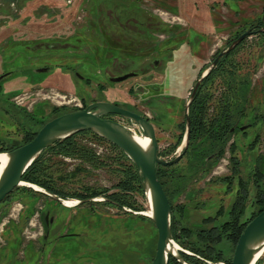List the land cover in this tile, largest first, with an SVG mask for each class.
Wrapping results in <instances>:
<instances>
[{
	"label": "rangeland",
	"instance_id": "374dc122",
	"mask_svg": "<svg viewBox=\"0 0 264 264\" xmlns=\"http://www.w3.org/2000/svg\"><path fill=\"white\" fill-rule=\"evenodd\" d=\"M263 12L264 0H0V151L26 144L61 114L108 101L148 117L161 158L173 160L184 148L185 108L196 83L220 52L253 30L201 85L194 116L198 134L183 159L166 170L174 219L192 230L191 245L200 249L196 232L230 220L244 189L241 222L262 210L264 33L254 27ZM200 116L209 126L221 120L212 128L223 127L224 117L241 127L217 164L201 175L195 162ZM112 119L142 135L134 121ZM74 144L78 152L72 155L63 148L45 154L43 177L67 201L103 194L66 207L43 191L20 186L0 204V264H152L158 231L140 214L151 210L148 198L117 188L129 179L130 159L92 132L76 135ZM116 192L132 207L105 200ZM47 213L59 214V233L76 236L54 243V227L44 222ZM208 217L216 220L204 222ZM217 248L225 262L232 261L231 241ZM257 264H264V255Z\"/></svg>",
	"mask_w": 264,
	"mask_h": 264
},
{
	"label": "water",
	"instance_id": "95a60500",
	"mask_svg": "<svg viewBox=\"0 0 264 264\" xmlns=\"http://www.w3.org/2000/svg\"><path fill=\"white\" fill-rule=\"evenodd\" d=\"M258 31L264 32V28H260ZM253 33V30L244 32L235 39L226 50L220 52L197 82L186 108L187 128L184 148L176 158L170 161H165L161 158L156 128L147 117L114 103L105 101L95 102L84 109L67 112L53 118L41 128L30 142L12 151L0 152V154H6L8 156V164L0 177V204L7 196L12 194L16 188L22 185L34 188L33 186L35 184L25 182L23 177L44 150L75 133L91 131L122 150L137 168L141 184L151 208V212L149 211L151 214H140L149 216L158 231L156 255L152 264H169L170 258L175 259L180 264H192L183 256L182 252L185 251L179 246L174 237L172 230L173 207L158 178V170L161 166L172 167L182 160L187 152L191 134V119L188 115V110L198 88L217 66L219 61ZM126 78V76L118 78V81L125 80ZM108 115H119L134 121L141 129L142 135L140 136H144L150 140L148 148H143L137 142L135 135L138 134L136 132L119 121L106 118ZM36 190L47 193L66 207H77L86 202L99 199L77 200L75 206H67L65 203L66 200L58 195L42 187ZM103 199L104 198H102V200ZM105 200L107 202L109 201L107 198H105ZM115 204L126 209V207H122L119 203ZM129 211L133 212L132 210ZM263 242L264 211L256 216L241 234L234 251L232 264H257L259 261L254 262V257L263 249ZM175 245L179 246L176 252L173 251ZM220 264L225 263L220 262Z\"/></svg>",
	"mask_w": 264,
	"mask_h": 264
},
{
	"label": "trees",
	"instance_id": "16d2710c",
	"mask_svg": "<svg viewBox=\"0 0 264 264\" xmlns=\"http://www.w3.org/2000/svg\"><path fill=\"white\" fill-rule=\"evenodd\" d=\"M260 23L261 24H259L258 26H255L254 29H257L256 33H262L263 34L264 32L258 31L263 26V19H261ZM215 69H216V67L212 70V72L205 79H209L214 74ZM204 81L202 82V84L204 83ZM196 104H197V102H196ZM192 119H194V117ZM226 119H227V121H225V123H223V125H224L223 127L220 128L219 126H216V127L214 126L213 127V128H215V130H214L211 126L212 125H218V124L220 125L221 120L215 119L214 122H212V124L210 123L211 125L209 126V125L205 124V122H204L205 118L200 116V121H198V122H200L199 123L200 124L199 125V127H200V150L202 148H206V154H200V153H198V150L196 151L197 154L195 155V157H196L195 162L198 165V172L199 171L204 172L206 169H207L206 171H208L210 169V168H208V165L205 164L207 156L210 154V153H208L209 151H215L216 149H220V154H221V156L223 155V153L225 151V146H226L225 144L231 137L230 127H234V125H235L233 122H230L228 117ZM195 120H194V123L191 124L190 142H189V146H188L189 149L192 146V141H193L195 134L196 133L198 134V132L195 131V128H196ZM216 128H218V129H216ZM238 128H239V125L237 126V130H238ZM86 132H91V131H83V132L75 133V134L57 142L56 144L50 146L46 150H44L39 155V157L35 160L33 165L25 173L23 180L26 182H30V183L39 185L40 187L46 189L47 191L60 196L61 198L62 197L67 198L66 196H62L60 191H58L53 186H51V184L49 182H47L46 179L43 177L42 172H43V169L45 167L43 164L44 163L43 158H44L45 154H47L48 152H54L57 148H63L61 150V152L65 153L67 155H72V154L78 152V148L74 144V137L80 133H86ZM207 132H209V134H207ZM36 135H37V133L29 135V138L27 139L26 143L33 140ZM94 135L99 137L100 139H103L96 134H94ZM225 135L228 136L226 140L224 139ZM103 140H105V139H103ZM12 150H14V149H12V148L11 149H1L0 152L12 151ZM130 162H131L132 167L128 168L126 171V176L129 179H126V180H123L122 182H120L119 185L117 186V188H119V190L121 192H130V191L139 190V191H142V193L144 194V189H143V186L141 184L137 168L131 160H130ZM169 168L170 167L161 166L160 169L158 170V178L161 181L169 200H171L169 197V189H168V183H169L168 178L170 176H168L169 173H167V171H166ZM198 172H197V175L199 174ZM189 176L194 177L195 175L190 174ZM18 188H16L14 191H16ZM244 191H245V193L240 194V197L238 199H236L235 203L233 204V206L230 210V220L224 222L221 227H220V225L219 226L213 225L210 228L205 227L203 229H200V231L196 232L195 235L197 236L198 241L200 243H202V246H203L200 249H197V248L193 247L194 245L193 246L191 245V243H194V241L191 237L193 235L192 230L190 228H183V227L178 226L176 231L181 232V234L185 238L188 239V244L196 252V254L200 256V259H196V258H193L192 255H184L183 254V256L189 262H191L192 264H209V261H211L214 264H220V262L225 263V264H232V261L225 262V258L223 256V254L218 250L217 245L220 244L224 239H226L228 241H231L236 248L238 240H239L241 234L243 233V231L245 230L246 226L256 216H258L260 213H262L264 211V192L262 191V192H260L259 197H258V202L262 206V210L259 213H257L255 216H253L250 219V221H248L246 223H242L241 219H242L243 215L245 214L246 197H247V190L244 189ZM121 192H116L114 194L106 196V198L109 199L108 203H112V204L119 203V204H121L122 207L123 206L126 207V205L129 207H132V205L126 199L125 195ZM101 194H103V193L102 192H95V193H92L89 195H91V197L94 198V197L99 196ZM11 195L12 194H10L9 196H11ZM9 196H7V198ZM75 197H78L79 199H82L83 197L85 198V196H83V195H75ZM215 220H216L215 217H208L205 219L204 222L211 223V222H214ZM174 222H176V221L174 219V213H173L172 230H173V234H174L175 239L176 238L179 239L178 236L175 234L176 231H174ZM169 264H180V263L177 262L175 259L170 258Z\"/></svg>",
	"mask_w": 264,
	"mask_h": 264
},
{
	"label": "flooded vegetation",
	"instance_id": "af4514ba",
	"mask_svg": "<svg viewBox=\"0 0 264 264\" xmlns=\"http://www.w3.org/2000/svg\"><path fill=\"white\" fill-rule=\"evenodd\" d=\"M262 19L264 20V12H263V16H262ZM262 28H264V23H263V26H262ZM237 39V38H236ZM197 84V83H196ZM202 85V84H201ZM201 85H200V87L198 88V90H197V92H196V94H195V97H194V99H193V101L191 102V105H190V107H189V110H188V115H189V117H190V119H191V124H193L194 123V119H192L194 116H195V112H196V108H195V104H196V102L198 101V99H199V97H200V88H201ZM196 86V85H195ZM195 88V87H194ZM194 88H193V90H192V92H191V94H190V99H191V96H192V94H193V91H194ZM105 102H108V101H105ZM111 103V102H110ZM114 104H116V103H114ZM117 105H119V104H117ZM120 106V105H119ZM121 107H123V106H121ZM123 108H125V107H123ZM126 109H128V108H126ZM128 110H130V109H128ZM130 111H132V110H130ZM133 112H135V111H133ZM185 112H186V108H185ZM137 113V112H136ZM138 114H140V113H138ZM142 115V114H141ZM112 116H117V115H108V116H106V118H110V119H112ZM146 117V116H145ZM192 117V118H191ZM148 118V117H147ZM149 119V118H148ZM226 119V117H224V120ZM228 119L230 120V122H232V118L231 117H228ZM234 119V118H233ZM150 120V119H149ZM151 121V120H150ZM235 125H234V127H230V134H231V136H232V134H235V132L237 131V126L239 125V122L237 121H235V122H233ZM185 125H186V128H187V112H186V115H185ZM155 126V125H154ZM156 128V127H155ZM241 127L239 126V128L238 129H240ZM214 130H215V128H213ZM216 129H218V128H216ZM207 134H209V132H207ZM185 136H186V133H185ZM227 135H225L224 136V139L226 140L227 139ZM228 142H229V140L226 142V146L228 145ZM188 149H189V147H188ZM187 149V152L189 151ZM187 152H186V154H187ZM198 153H200V154H206V148H202L201 150H198ZM208 153H210L208 156H207V159H206V165H208V168L210 167V166H213V165H215V164H217V162L219 161V159H220V157H221V154H220V149H216L215 151H209ZM185 154V155H186ZM184 155V156H185ZM210 156V157H209ZM183 159V158H182ZM207 170V169H206ZM203 171H200V175H201V173H202ZM14 192V191H13ZM12 192V193H13ZM60 197V196H59ZM71 200V199H70ZM72 200H75V199H72ZM58 202V201H57ZM59 203V202H58ZM173 211H174V209H173ZM44 222H45V224L47 225V226H49L50 224H52L53 225V227H54V231L56 232V234H55V238H54V243L56 242V244L57 243H59L61 240H62V238H64V237H70V236H76L75 234H71L70 233V231H68V232H66V233H59V229H60V225H61V219H60V217H59V214H57V213H55V214H53V216H51L50 217V214L49 213H47L46 214V216H45V218H44ZM177 228H178V224H177V222H174V231H176L177 230ZM57 230V231H56ZM177 236H178V238L179 239H177L176 238V241H177V243L181 246V248L185 251V252H182V254H184V255H192V257L193 258H196V259H200V256L199 255H197L196 254V252L191 248V246L188 244V239L187 238H185L182 234H181V232H179V231H176V233H175ZM181 241V242H180ZM180 242V243H179ZM210 262V261H209Z\"/></svg>",
	"mask_w": 264,
	"mask_h": 264
},
{
	"label": "bare ground",
	"instance_id": "6f19581e",
	"mask_svg": "<svg viewBox=\"0 0 264 264\" xmlns=\"http://www.w3.org/2000/svg\"><path fill=\"white\" fill-rule=\"evenodd\" d=\"M137 142L143 147V148H148L149 144H150V140L144 136H140V135H135ZM8 164V156L6 154H0V177L2 176L6 166ZM36 189H39L38 186L34 185L33 186ZM75 202L72 201H67L66 200V205L67 206H75L77 204V200H74ZM151 212V211H150ZM150 212H147V214H151ZM264 243V242H263ZM262 243V244H263ZM179 248L178 245H175L174 248V252L177 251V249ZM264 255V247L261 251H259L255 257H254V262H257L261 259V257Z\"/></svg>",
	"mask_w": 264,
	"mask_h": 264
}]
</instances>
